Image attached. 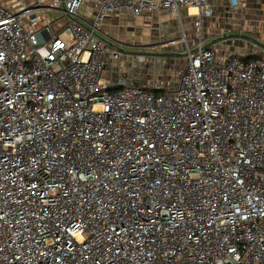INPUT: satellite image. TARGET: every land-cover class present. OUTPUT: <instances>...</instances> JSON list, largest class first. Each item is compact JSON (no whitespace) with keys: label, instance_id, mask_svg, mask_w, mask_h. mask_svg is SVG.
Wrapping results in <instances>:
<instances>
[{"label":"built area","instance_id":"1","mask_svg":"<svg viewBox=\"0 0 264 264\" xmlns=\"http://www.w3.org/2000/svg\"><path fill=\"white\" fill-rule=\"evenodd\" d=\"M248 4L0 0V264H264V49L241 37L264 21ZM142 15L157 53L185 55L122 51L108 22Z\"/></svg>","mask_w":264,"mask_h":264},{"label":"rangeland","instance_id":"2","mask_svg":"<svg viewBox=\"0 0 264 264\" xmlns=\"http://www.w3.org/2000/svg\"><path fill=\"white\" fill-rule=\"evenodd\" d=\"M15 0H2L4 4H9ZM48 3H51L53 0H47ZM87 3L84 2L80 9L79 14L84 15L87 14L89 9L86 8ZM55 14V15H54ZM245 17L252 18L258 16L257 19L264 21V0H249L248 8L244 10ZM56 16V12L49 13L47 12V16L51 18L52 16ZM187 18V17H186ZM173 19V18H172ZM215 20L210 22L208 28L205 32V40H212L214 37L218 35H222L221 28L223 27V20L219 18L215 23ZM45 20L41 21L38 26V33L36 34L38 41L43 43L50 39L51 35L44 29ZM191 20H188V23L185 25V28H190ZM112 24V26L110 25ZM151 24V18L146 15H142L136 18H129L127 16H122L120 19L111 18V20L107 24V28L111 29L113 33V39L117 41L122 46L132 47L131 49H135L139 52H154L157 53L158 49L154 48L153 43L158 39L157 35L150 34L149 27ZM109 25V26H108ZM165 25L167 28H171L170 17H165ZM186 35L188 39L195 40L196 36L194 32H182V35ZM244 35H251L250 32H244ZM257 36L262 38L259 40L261 43H264V34H260L256 32ZM175 38H179L178 32H175ZM121 46V47H122ZM125 50L126 48H120ZM127 50V49H126ZM162 57H156L157 61H160Z\"/></svg>","mask_w":264,"mask_h":264},{"label":"water","instance_id":"3","mask_svg":"<svg viewBox=\"0 0 264 264\" xmlns=\"http://www.w3.org/2000/svg\"><path fill=\"white\" fill-rule=\"evenodd\" d=\"M229 37H235V35H231ZM241 37L257 46H259L260 48L264 49V43H261L258 39L251 37V36H246V35H241ZM219 40V39H218ZM216 40V41H218ZM124 52H128V53H132V54H147V55H154V56H162V57H175V56H183L185 54H174V53H154V52H139L136 50H123Z\"/></svg>","mask_w":264,"mask_h":264},{"label":"bare ground","instance_id":"4","mask_svg":"<svg viewBox=\"0 0 264 264\" xmlns=\"http://www.w3.org/2000/svg\"><path fill=\"white\" fill-rule=\"evenodd\" d=\"M191 11H192V13H195L196 12V9H192Z\"/></svg>","mask_w":264,"mask_h":264},{"label":"crops","instance_id":"5","mask_svg":"<svg viewBox=\"0 0 264 264\" xmlns=\"http://www.w3.org/2000/svg\"><path fill=\"white\" fill-rule=\"evenodd\" d=\"M109 26V25H108ZM112 26V25H111ZM107 30H109L111 32V29L110 28H107ZM112 33V32H111ZM113 34V33H112Z\"/></svg>","mask_w":264,"mask_h":264}]
</instances>
